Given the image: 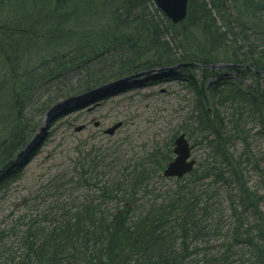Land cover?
I'll return each instance as SVG.
<instances>
[{
  "label": "trees",
  "instance_id": "obj_1",
  "mask_svg": "<svg viewBox=\"0 0 264 264\" xmlns=\"http://www.w3.org/2000/svg\"><path fill=\"white\" fill-rule=\"evenodd\" d=\"M65 49L68 68L34 70ZM220 63L234 65L236 80L209 69ZM91 64L88 80L98 84L114 69L122 78L178 65L191 73L192 113L162 149L137 151L131 141L81 152L76 177L49 188L47 203L26 199L23 215L0 222V264H264V154L251 146L264 141V0H189L177 26L153 0H0V92L11 112L0 190L33 155H19L33 88ZM180 134L207 156L186 178L165 179Z\"/></svg>",
  "mask_w": 264,
  "mask_h": 264
},
{
  "label": "rangeland",
  "instance_id": "obj_2",
  "mask_svg": "<svg viewBox=\"0 0 264 264\" xmlns=\"http://www.w3.org/2000/svg\"><path fill=\"white\" fill-rule=\"evenodd\" d=\"M254 37H251L252 41L262 44L260 40L257 42V39H253ZM60 54L55 60L50 59L49 55H43V59L41 57L36 64L33 63L34 70L46 74V71L44 73L41 71L46 68L55 71L57 63L63 68H68L72 63L71 53L65 49ZM96 68L98 66L91 64L82 69H66L47 83L33 88L30 94L32 98L22 112L21 124L28 125V131L26 142L19 153L23 156H30L32 153L33 155L24 166L21 178L8 182L0 190V222L3 220L10 222L11 213L16 216L23 215L26 211L24 205L26 199L41 195L37 204L47 203L48 198L42 197L49 188L63 178L70 180L76 177L73 168L82 157L80 153L85 149L112 147L131 141L137 151L144 145L151 149H162L176 134L184 119L192 113L195 97L186 86L188 83L185 80L191 73H179L181 67L178 65L122 78H112V75L116 74L114 69L106 74V78L109 79L105 81V85L88 80L86 70ZM203 69L196 67L193 73L196 78L200 77ZM209 69L236 80L234 65L220 63ZM260 76L263 82L264 71ZM243 84L254 86L256 82L253 77L247 76ZM141 85L145 87L140 88ZM94 87H96L94 91H100L103 95L101 101L83 104L66 111L46 125L47 114L55 111L56 105L65 104L68 102L67 99L79 98L76 97L78 93ZM107 90H111L108 95L105 94ZM82 94L79 95L85 96ZM6 95L0 92V133L4 129V117L11 113L8 108L10 98ZM101 102H104L103 106H99ZM97 106L100 109L96 113L86 112ZM47 110L49 111L45 112ZM223 113L228 115L230 112L223 108ZM117 126L118 128L111 134ZM256 131L254 128L253 134ZM251 146L254 153L264 154V141L254 138ZM237 150L240 152L241 148ZM206 156L205 151L200 148L193 151L192 158L198 164L203 162ZM15 162L20 163L18 157ZM248 178L251 180L250 184H256L255 173L249 172ZM173 183H169L168 186H172ZM43 199H46L44 203Z\"/></svg>",
  "mask_w": 264,
  "mask_h": 264
},
{
  "label": "water",
  "instance_id": "obj_3",
  "mask_svg": "<svg viewBox=\"0 0 264 264\" xmlns=\"http://www.w3.org/2000/svg\"><path fill=\"white\" fill-rule=\"evenodd\" d=\"M154 3L161 14L166 17L174 26L183 23L188 15L189 0H154ZM111 131V134L117 129ZM194 147L190 145L185 134L180 135L174 142L175 159L164 172L167 179H183L191 174L196 166L192 160Z\"/></svg>",
  "mask_w": 264,
  "mask_h": 264
},
{
  "label": "bare ground",
  "instance_id": "obj_4",
  "mask_svg": "<svg viewBox=\"0 0 264 264\" xmlns=\"http://www.w3.org/2000/svg\"><path fill=\"white\" fill-rule=\"evenodd\" d=\"M145 87V85H141L140 88H143ZM122 88V87H121ZM113 92V91H112ZM111 93V90H107L106 91V95L110 94ZM94 94H88V95H85V96H82V97H79V98H76L74 100H67L68 102H66L65 104L62 103V104H58L57 107H56V110L57 112H63L64 110L67 111V110H72V109H76L80 106H82L83 104H88V103H93L95 101H101L103 98V95L101 94H95V96H93ZM104 102H101L99 106H103ZM100 108L97 106V107H92L88 110H86V112H88L89 114H94L96 113ZM84 110L81 112L83 113ZM49 123H47L46 125L48 126Z\"/></svg>",
  "mask_w": 264,
  "mask_h": 264
}]
</instances>
